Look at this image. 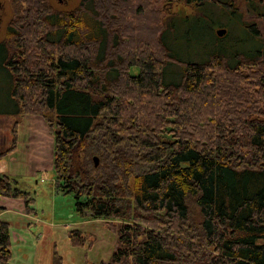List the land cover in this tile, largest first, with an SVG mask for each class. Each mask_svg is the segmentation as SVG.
Listing matches in <instances>:
<instances>
[{
	"label": "trees",
	"instance_id": "obj_1",
	"mask_svg": "<svg viewBox=\"0 0 264 264\" xmlns=\"http://www.w3.org/2000/svg\"><path fill=\"white\" fill-rule=\"evenodd\" d=\"M175 1L58 10L8 0L0 76L11 107L0 115L48 119L56 187L117 236L105 264H264V30L232 0H180L206 9L165 28L161 4ZM263 1L247 0L258 19ZM213 4L240 38L228 40L232 24L218 22L193 38L190 25L214 17ZM186 43L204 57L182 58ZM171 64L178 81H165ZM16 125L0 159L15 148ZM0 196L30 199L3 173ZM9 246L0 220V264H10ZM51 264H62L56 251Z\"/></svg>",
	"mask_w": 264,
	"mask_h": 264
},
{
	"label": "rangeland",
	"instance_id": "obj_2",
	"mask_svg": "<svg viewBox=\"0 0 264 264\" xmlns=\"http://www.w3.org/2000/svg\"><path fill=\"white\" fill-rule=\"evenodd\" d=\"M48 1L55 9L70 10L80 0ZM232 1L237 4L236 12L244 22L264 30V18L258 19L253 15L247 0ZM161 6L166 10L165 28L175 15L201 14L206 9V6L199 8L180 0ZM208 8L215 12V16L204 18L198 28L190 25L193 38L200 40L205 29L215 22L232 24L228 29L232 38L228 40L234 41L238 36L240 38L242 32L231 23L230 14H220V7L214 4ZM12 16L8 0H0V40ZM211 38L213 41L214 38ZM178 52L182 58L193 61H200L204 57L200 50L187 43L186 46L178 47ZM169 68V71L166 70L165 81H178L179 67L171 64ZM132 72L137 73V68H132ZM3 78V75L0 76V111L11 107L6 94V80ZM14 123H17L15 148L0 159V174L7 175L14 186L27 191L31 200L28 199L26 203L25 199L0 196V220L8 223L11 252L9 263L51 264L54 251L61 256L62 264L107 263L116 249L117 236L104 220L81 216L73 195L65 194L56 187L53 167L54 132L48 119L39 115L1 114L0 151L10 146ZM75 231L77 235H73ZM78 237L83 240H77Z\"/></svg>",
	"mask_w": 264,
	"mask_h": 264
},
{
	"label": "water",
	"instance_id": "obj_3",
	"mask_svg": "<svg viewBox=\"0 0 264 264\" xmlns=\"http://www.w3.org/2000/svg\"><path fill=\"white\" fill-rule=\"evenodd\" d=\"M216 32H217L218 35H222V34L225 33V29L224 28H219V29H217Z\"/></svg>",
	"mask_w": 264,
	"mask_h": 264
}]
</instances>
